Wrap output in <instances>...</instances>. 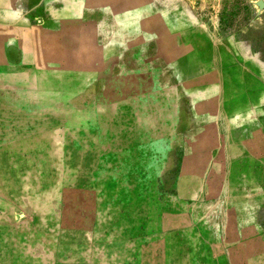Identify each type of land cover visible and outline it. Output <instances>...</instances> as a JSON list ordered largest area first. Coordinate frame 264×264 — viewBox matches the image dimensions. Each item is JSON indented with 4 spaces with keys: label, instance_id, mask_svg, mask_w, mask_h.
I'll list each match as a JSON object with an SVG mask.
<instances>
[{
    "label": "rangeland",
    "instance_id": "rangeland-1",
    "mask_svg": "<svg viewBox=\"0 0 264 264\" xmlns=\"http://www.w3.org/2000/svg\"><path fill=\"white\" fill-rule=\"evenodd\" d=\"M0 264H264V0H0Z\"/></svg>",
    "mask_w": 264,
    "mask_h": 264
}]
</instances>
